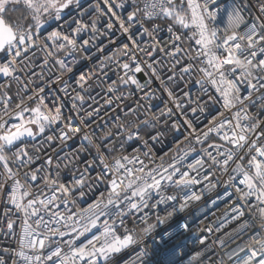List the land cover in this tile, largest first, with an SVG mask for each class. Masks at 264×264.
I'll list each match as a JSON object with an SVG mask.
<instances>
[{
  "label": "snow or ice",
  "instance_id": "6c2138e0",
  "mask_svg": "<svg viewBox=\"0 0 264 264\" xmlns=\"http://www.w3.org/2000/svg\"><path fill=\"white\" fill-rule=\"evenodd\" d=\"M156 20L168 21L166 29ZM114 22L127 43L104 57L101 70L109 61L116 63L123 72L119 84L141 91L152 79L165 84L160 75L165 70L168 82L178 76L185 87L179 94L163 89L169 99L159 115H179L183 122L173 120L170 129L191 138L199 150L174 140V155H158L153 145L162 144L164 134L157 127L159 117L148 114L151 105L143 119L129 107L112 128L100 135L90 132L86 121L99 109L80 114L81 92L93 75L89 71L73 81L80 91L63 81L62 73L56 76L54 82L63 84L56 91L68 97L67 105L51 88L45 93L44 87H29L27 72L36 51L43 53L44 65L51 59L71 73L81 59L93 58V49L104 52L101 37L113 43L107 34L115 35ZM163 30L168 38L158 39ZM145 69L150 75L141 83L137 74ZM0 80V200L9 206L3 214L8 231L15 223L8 219L10 211L22 214L19 246L3 249L9 259L0 256V264H118L120 253L154 229L147 223L150 213L163 223L200 200L203 191L217 186L212 182L217 169L227 175L217 183L235 193L234 200L233 192L226 193L229 223L248 216L240 225L247 239L229 259L264 264V0H231L223 7L218 0H0ZM13 81L20 85L14 94ZM189 85L198 88L195 98L185 90ZM107 90L117 91V82ZM154 95L148 91L144 98ZM200 115L207 123L194 127L193 121L202 123ZM78 136L80 143L72 147L69 142ZM190 156L192 162L186 163ZM205 182L201 192L193 190ZM170 188L182 194L180 202L160 217L161 205L177 201V192L167 194ZM137 220L145 227L138 228ZM169 254L186 255L179 245ZM147 255L141 249L135 264H145ZM201 256L193 260L198 264Z\"/></svg>",
  "mask_w": 264,
  "mask_h": 264
},
{
  "label": "built area",
  "instance_id": "2783aa9c",
  "mask_svg": "<svg viewBox=\"0 0 264 264\" xmlns=\"http://www.w3.org/2000/svg\"><path fill=\"white\" fill-rule=\"evenodd\" d=\"M231 3V0H218V4L223 7L225 4ZM105 21L101 19L99 26L103 30V25ZM154 23L160 24L162 29H166L168 21L156 20ZM146 27H151V25L146 24ZM138 27V25H137ZM118 25L114 22L113 32L108 33V37L113 41L109 43V39L101 37L103 40L104 52H96L93 49V58L90 60H80L75 66H73V71L71 73L65 72L59 68L58 65L54 63L53 60H49L47 65L43 64L44 55L40 51H36L33 57V63L27 72L28 76H31L32 83L29 85L30 88L44 87L45 93L49 92V88L52 89L62 102L66 105L70 104L67 96H63L61 93L57 92L58 88L63 87L62 83L54 82L57 75H61L62 80L66 81L68 84L72 85L76 91L80 89L74 84V79L77 78L81 71H89L93 73L91 78L88 80V85L85 87V91L81 92V95L85 96V103L81 108V115H84L85 111H92L94 108L99 109L98 115H94L91 119L87 120L86 123L90 124L89 131L96 130L95 134L100 135L102 131L106 128H112L116 123L117 117L120 120H124L125 113H127L128 108H136L137 115L144 118L145 107L151 105L148 108V114H156L159 117L157 127L161 132H163L162 144L153 145L156 149L158 155L168 154V157L175 154L174 140L182 141L181 147L189 145L197 148L201 147L197 145L194 141L189 138V140H184L183 135H179L170 129V125L173 120L178 122H183L179 115L172 118H168L167 115L160 116V110L165 108V102L168 101L167 92L163 89L167 87L174 92L179 94L180 89H184V83L179 80V77L173 81L168 82L166 76L170 73L165 70L161 72V78L165 80V84H161L159 80L152 79L151 84L148 88L143 91L135 88L134 86H123L119 84L118 76L123 75L122 70L117 66L116 63L109 61L107 67L103 69L100 68V62L104 60L105 56L111 55L117 49L120 48L121 43H127L126 34H122L117 30ZM168 33L166 30L160 31L157 35L158 39H167ZM187 46V44H185ZM80 56L86 55L84 52L79 53ZM119 58V56L117 57ZM160 58V57H158ZM151 63V60L148 61ZM167 63V61H165ZM32 72L36 75L32 76ZM178 72V69H177ZM106 73V76H105ZM145 72L137 74V78L144 83L148 78ZM41 75L43 79H41ZM188 77H185L187 80ZM23 83H28L27 76H22ZM112 81H116L118 85V90L115 92H109L107 90V85ZM0 83H3L0 80ZM20 85L15 81L12 82V93L14 94L18 91ZM191 91L192 96L195 98L198 94V88H194L191 85L188 89ZM151 91L154 93V97L151 100H146L145 92ZM75 95V92L72 93ZM122 97L120 100H116L115 97ZM51 98V95L48 97ZM206 99V97H202ZM112 99V104L108 105L106 100ZM140 105L138 108L137 106ZM169 108H173L171 103H168ZM192 104L191 107H195ZM78 107H81L78 103ZM65 112H69L70 108L66 107ZM213 114H215L214 109H209ZM173 112H178L177 109L173 108ZM199 115V113H197ZM75 119V117H74ZM188 119H192L191 114H189ZM168 121L166 125L164 122ZM200 120L202 123H197L193 121L194 127L202 128L204 124L207 123L205 116L200 115ZM72 147L78 146L80 143V137L78 136L74 141L69 142ZM47 147V145H44ZM31 147V144H29ZM52 148L55 149L56 145L53 144ZM171 149V151H170ZM68 149H65L67 151ZM131 149H129L130 151ZM143 151V149H141ZM63 155V153H61ZM194 155V154H193ZM143 158V157H142ZM167 159V157H165ZM193 156H190L186 163H191ZM147 163V161H146ZM217 177L221 180H227V175L220 173L219 169L216 170V175L212 177V182L216 183L215 188L203 191L201 199L198 201L191 202L182 211H177L171 217H166V212L164 209L171 210L173 205H178L180 202L182 194L178 193L175 188H170L167 194H172L173 192L178 193V198L176 202L169 201L164 205L160 206L158 215L160 217H166L163 223H159L156 218V212L150 213L147 223L155 225L154 229L145 235H142L140 242L137 245L131 246L130 248L124 250L117 257L118 264H135L136 254L145 249L148 255L144 258L145 264H197V261L193 260V257L197 253H203L200 257L198 264H234V259L230 260L229 256L232 251L237 248L238 245L242 244L244 240L247 239V235L243 234L240 229V225L243 220L248 219V216L242 218L240 221H232V213L226 211V204L231 202L228 200L226 193L233 192V189L228 187L226 184L217 183ZM207 182L194 186L193 190L198 193L205 188ZM219 197V199H218ZM235 199V193L233 192V200ZM212 201H216L215 204ZM91 202V201H89ZM84 207L85 205H80ZM7 206L3 200H0V226L4 227V231H0V256H3L5 260L9 259V253H5L3 249H15L19 246V237L21 234L20 224L22 223V214L16 212L12 209L8 215V219L15 221L13 230L8 231L6 228L7 220L4 217V211ZM147 211V210H145ZM103 219V218H102ZM129 227H132V221H127ZM188 223L189 228L187 230L180 227L181 224ZM136 226L140 229L145 227V224L140 223L139 220L136 222ZM212 229V231H208ZM219 229V230H217ZM203 240V243H201ZM223 242V243H221ZM179 245L180 249L186 255H166L169 250L175 246ZM243 255V253H241Z\"/></svg>",
  "mask_w": 264,
  "mask_h": 264
}]
</instances>
